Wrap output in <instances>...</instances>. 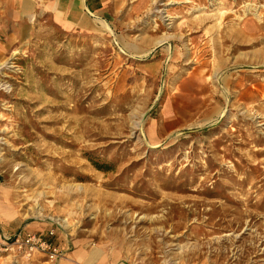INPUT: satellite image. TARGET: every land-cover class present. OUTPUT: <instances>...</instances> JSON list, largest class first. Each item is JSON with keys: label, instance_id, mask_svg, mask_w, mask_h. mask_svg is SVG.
<instances>
[{"label": "rangeland", "instance_id": "374dc122", "mask_svg": "<svg viewBox=\"0 0 264 264\" xmlns=\"http://www.w3.org/2000/svg\"><path fill=\"white\" fill-rule=\"evenodd\" d=\"M100 1L0 34V264H38L4 242L46 224L118 263L264 264V30L204 66L264 0Z\"/></svg>", "mask_w": 264, "mask_h": 264}, {"label": "crops", "instance_id": "0c3cea01", "mask_svg": "<svg viewBox=\"0 0 264 264\" xmlns=\"http://www.w3.org/2000/svg\"><path fill=\"white\" fill-rule=\"evenodd\" d=\"M53 13L57 22L68 28L85 27L90 25L97 17L101 6L100 0H0V34L6 30L13 21L17 19H28L41 7ZM10 219L5 214L4 220ZM5 224V223H4ZM54 229L46 225H29L25 229H18L11 233L14 236L19 233H39L48 240L58 244L66 256L56 264H127L118 263L116 258L109 257L96 247L85 246L82 243L74 242L72 239L63 238L58 228L54 229L53 236L48 232ZM6 234V233H5ZM71 253V254H70ZM68 256V257H67ZM69 258V259H68ZM38 264H49L43 256H36L33 260Z\"/></svg>", "mask_w": 264, "mask_h": 264}, {"label": "bare ground", "instance_id": "6f19581e", "mask_svg": "<svg viewBox=\"0 0 264 264\" xmlns=\"http://www.w3.org/2000/svg\"><path fill=\"white\" fill-rule=\"evenodd\" d=\"M200 1H205V0H200ZM200 19H201L200 21H205L204 18H200ZM101 23L103 24L102 26L104 28L108 29L106 24H104V22H101ZM196 26H197L196 22H189L186 25V27H189V29H193V27H196ZM256 27H258V28H256ZM256 27H255V25L245 23V24L242 25V27H240V26L238 27V26H235V25L231 24L230 27H228V30H226V31H223L222 29L221 30L218 29V31L220 33L219 40L216 38L217 41H214L211 45L204 47V57H205V55L213 54L214 56H217V63L218 64H216V65L214 64L211 67V64H208L204 60V66L208 67L207 70L213 72V71H217V70H223L224 68L228 67V65L226 64V60L223 58V56L225 55V51H236L240 46H242L240 44L241 41H250L251 39L249 38V35L253 34L252 33L253 31H255L256 29L264 30V22L263 23H259L258 26H256ZM170 49L171 48H168V52H169ZM188 53H189L188 49L181 50L179 57H182V56L186 57V55H188ZM242 63L243 62H240L239 60H236L235 63H233V65L236 66V65H239V64H242ZM248 63H251V62H248ZM245 64H247V63H245ZM204 88H205V85H204ZM57 220H58V223L60 225H64V223L66 222V219H57Z\"/></svg>", "mask_w": 264, "mask_h": 264}, {"label": "built area", "instance_id": "2783aa9c", "mask_svg": "<svg viewBox=\"0 0 264 264\" xmlns=\"http://www.w3.org/2000/svg\"><path fill=\"white\" fill-rule=\"evenodd\" d=\"M54 229L48 232L49 236H53ZM11 243H8L10 242ZM9 249L21 253L23 257L31 258L35 255L43 256L51 264H56L57 261L66 256L60 246L51 240H48L39 233H19L8 237L4 242Z\"/></svg>", "mask_w": 264, "mask_h": 264}]
</instances>
